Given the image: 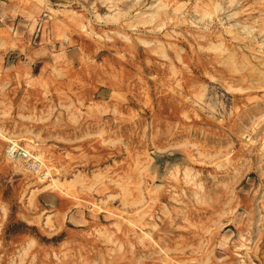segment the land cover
<instances>
[{
    "label": "rangeland",
    "instance_id": "374dc122",
    "mask_svg": "<svg viewBox=\"0 0 264 264\" xmlns=\"http://www.w3.org/2000/svg\"><path fill=\"white\" fill-rule=\"evenodd\" d=\"M0 264H264V0H0Z\"/></svg>",
    "mask_w": 264,
    "mask_h": 264
}]
</instances>
